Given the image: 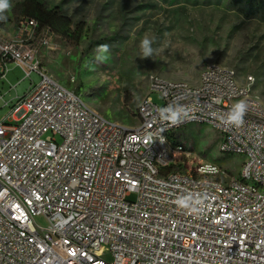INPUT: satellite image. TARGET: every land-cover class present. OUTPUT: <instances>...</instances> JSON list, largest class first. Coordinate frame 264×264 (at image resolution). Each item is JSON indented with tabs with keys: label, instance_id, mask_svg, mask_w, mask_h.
I'll list each match as a JSON object with an SVG mask.
<instances>
[{
	"label": "built area",
	"instance_id": "obj_1",
	"mask_svg": "<svg viewBox=\"0 0 264 264\" xmlns=\"http://www.w3.org/2000/svg\"><path fill=\"white\" fill-rule=\"evenodd\" d=\"M55 36L26 17L14 38L0 33V80L9 62L32 83L41 77L0 120V264H264L255 78L218 63L197 84L151 75L139 123L126 125L44 67L41 51L57 48ZM241 102L238 126L230 116ZM191 123L210 124L221 151L244 156L238 178L171 168L182 146L169 135Z\"/></svg>",
	"mask_w": 264,
	"mask_h": 264
},
{
	"label": "rangeland",
	"instance_id": "obj_2",
	"mask_svg": "<svg viewBox=\"0 0 264 264\" xmlns=\"http://www.w3.org/2000/svg\"><path fill=\"white\" fill-rule=\"evenodd\" d=\"M25 1L7 0L9 7L0 11L6 26H16ZM47 1L62 3L77 26L71 27L73 37L57 34V48L41 51L44 67L111 120L139 123L137 111L151 75L197 84L213 63L235 69L243 81L253 76L254 93L264 103V10L246 17L233 0ZM7 68L0 80V120L41 78L34 72L32 83L13 62ZM153 97L162 104L158 94ZM173 133L182 150L172 169L205 168L224 182L239 177L244 156L221 151L222 136L210 124L191 123ZM105 259L112 261L110 255Z\"/></svg>",
	"mask_w": 264,
	"mask_h": 264
},
{
	"label": "trees",
	"instance_id": "obj_3",
	"mask_svg": "<svg viewBox=\"0 0 264 264\" xmlns=\"http://www.w3.org/2000/svg\"><path fill=\"white\" fill-rule=\"evenodd\" d=\"M234 3L240 4V11H242L246 17H252L253 15L262 12L264 10V0H233ZM21 16L17 22L23 17L35 19L38 21L39 28H49L56 35L73 37L71 33V27L77 26L73 18L69 17L62 8V3H58L54 6H50L47 0H26L23 4ZM6 20L0 15V31L5 28ZM81 28H78L77 32L80 34ZM91 45V43H90ZM138 114V113H137ZM171 145L173 147L178 145L175 140L174 133L169 135Z\"/></svg>",
	"mask_w": 264,
	"mask_h": 264
},
{
	"label": "clouds",
	"instance_id": "obj_4",
	"mask_svg": "<svg viewBox=\"0 0 264 264\" xmlns=\"http://www.w3.org/2000/svg\"><path fill=\"white\" fill-rule=\"evenodd\" d=\"M8 7H9V5L7 3V0H0V11H3L4 9H6ZM141 43H142V46L145 49V55H147L148 52L150 51V49L148 48V45H149L150 41L147 40V39H145ZM244 111H245L244 103L241 102V103L237 104L234 107V109H233V112H232V114L230 116V120L232 122L237 123L238 126L239 125H242L243 124L242 117H243ZM171 119H172L173 122H176V120H177V113H175V112L172 113Z\"/></svg>",
	"mask_w": 264,
	"mask_h": 264
},
{
	"label": "crops",
	"instance_id": "obj_5",
	"mask_svg": "<svg viewBox=\"0 0 264 264\" xmlns=\"http://www.w3.org/2000/svg\"><path fill=\"white\" fill-rule=\"evenodd\" d=\"M0 33L6 38H14L17 34V24L14 28L11 26H6L0 31Z\"/></svg>",
	"mask_w": 264,
	"mask_h": 264
}]
</instances>
